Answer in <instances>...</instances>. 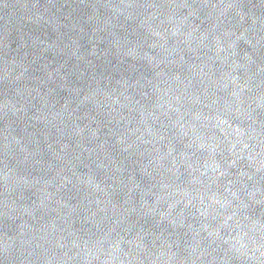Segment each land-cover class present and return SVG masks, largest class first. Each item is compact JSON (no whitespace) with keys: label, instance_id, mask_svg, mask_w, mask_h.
<instances>
[{"label":"water","instance_id":"water-1","mask_svg":"<svg viewBox=\"0 0 264 264\" xmlns=\"http://www.w3.org/2000/svg\"><path fill=\"white\" fill-rule=\"evenodd\" d=\"M0 264H264V0H0Z\"/></svg>","mask_w":264,"mask_h":264}]
</instances>
